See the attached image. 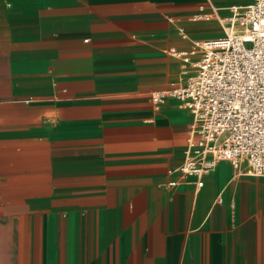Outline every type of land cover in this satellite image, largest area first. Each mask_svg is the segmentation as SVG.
Listing matches in <instances>:
<instances>
[{"label":"crops","instance_id":"crops-1","mask_svg":"<svg viewBox=\"0 0 264 264\" xmlns=\"http://www.w3.org/2000/svg\"><path fill=\"white\" fill-rule=\"evenodd\" d=\"M249 2L0 0V264H264V176L171 173L191 119L150 100Z\"/></svg>","mask_w":264,"mask_h":264},{"label":"built area","instance_id":"built-area-1","mask_svg":"<svg viewBox=\"0 0 264 264\" xmlns=\"http://www.w3.org/2000/svg\"><path fill=\"white\" fill-rule=\"evenodd\" d=\"M229 12L222 36L195 40L189 52L167 50L181 60L183 74L189 67L194 72L150 96L156 109L173 98L188 112L184 160L171 173L196 178L198 187L220 161L237 175L264 176V0L231 6ZM214 13L199 6L191 19L208 21ZM197 50L200 57L191 62Z\"/></svg>","mask_w":264,"mask_h":264},{"label":"rangeland","instance_id":"rangeland-1","mask_svg":"<svg viewBox=\"0 0 264 264\" xmlns=\"http://www.w3.org/2000/svg\"><path fill=\"white\" fill-rule=\"evenodd\" d=\"M192 22V21H191ZM191 24H194L193 22ZM211 24V23H210ZM216 25V28H217V35L216 36H222L224 34V31H223V27L221 25H219L218 23L215 24ZM226 27V26H224ZM195 40V39H194ZM198 54H200L201 51L197 50L196 51ZM181 71H182V68H181ZM194 71L193 70H190L188 71V73L186 74H183L181 72V79H178L176 83H180V82H183L190 74H192Z\"/></svg>","mask_w":264,"mask_h":264}]
</instances>
